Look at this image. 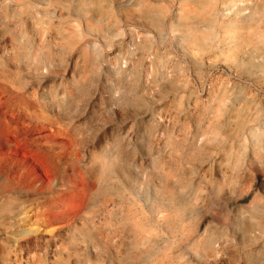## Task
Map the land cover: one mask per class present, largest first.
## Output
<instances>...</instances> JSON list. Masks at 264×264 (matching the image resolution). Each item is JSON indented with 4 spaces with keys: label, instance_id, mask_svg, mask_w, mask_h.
Here are the masks:
<instances>
[{
    "label": "clouds",
    "instance_id": "1",
    "mask_svg": "<svg viewBox=\"0 0 264 264\" xmlns=\"http://www.w3.org/2000/svg\"><path fill=\"white\" fill-rule=\"evenodd\" d=\"M0 264H264V0H0Z\"/></svg>",
    "mask_w": 264,
    "mask_h": 264
}]
</instances>
